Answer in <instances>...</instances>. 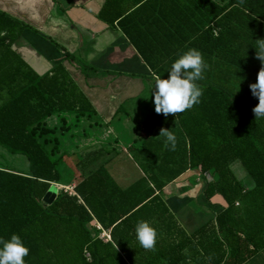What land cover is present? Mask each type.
Here are the masks:
<instances>
[{"label": "trees", "instance_id": "1", "mask_svg": "<svg viewBox=\"0 0 264 264\" xmlns=\"http://www.w3.org/2000/svg\"><path fill=\"white\" fill-rule=\"evenodd\" d=\"M126 1L106 0L99 17L116 23L155 77L166 78L182 52L199 50L207 64L196 81L200 103L146 122L147 135L130 145L144 162L138 159L141 175L129 186L103 165L65 183L57 133L97 110L63 62L38 73L23 59L13 44L28 25L0 11V146L28 163L25 170L0 163V238H21L24 264H244L264 248V119L254 118L258 99L249 89L261 68L252 45L264 39V0ZM65 59L86 78L104 73L69 52ZM124 110L121 104L116 114ZM54 115L61 123L48 125ZM161 129L175 135L174 150L164 147ZM235 161L253 186L234 173ZM189 169L205 177L204 200L214 214L191 233L160 196ZM55 183L75 193L57 189L44 202ZM217 194L225 206L211 202ZM138 221L155 229L151 250L135 239Z\"/></svg>", "mask_w": 264, "mask_h": 264}, {"label": "crops", "instance_id": "2", "mask_svg": "<svg viewBox=\"0 0 264 264\" xmlns=\"http://www.w3.org/2000/svg\"><path fill=\"white\" fill-rule=\"evenodd\" d=\"M105 1L0 0L1 12L28 25L21 30L20 37L14 42L13 48L38 73H45L53 65L63 62L96 108L97 114L92 120L82 119V121H89L92 128L91 133H84L85 142L91 140L98 143L100 136L111 141L108 138H110L112 129L107 126L112 119L117 117V108L121 104L124 105L127 98L136 95L142 96L144 89L151 90L150 82L156 78L134 45L116 27V23L115 26L110 25L99 17ZM128 2L129 0L126 1V3ZM66 52L71 53L79 62L90 64L104 73L97 77L86 78L78 69L77 64L70 63L65 59ZM144 78L150 80L147 81ZM150 101L153 102L152 97ZM142 111L143 114L138 120L139 122L144 121L142 126L145 130L146 122L154 117L156 119L158 114L154 109L150 110L148 107L143 108ZM134 119L135 117L130 118L131 121ZM126 124H129L128 119H126ZM104 127L107 128L104 129ZM145 133L143 131L140 137H145L147 135ZM153 133L152 130L150 136ZM132 136V134L129 135V142ZM136 139L129 144L131 145ZM101 142L104 145H98L100 148L94 150L96 151V154L93 155L95 162H99L98 160L101 159L98 166L103 165L114 180L123 186L111 169L116 166L115 156L118 153L119 145L116 142V144ZM129 155L130 160H133L131 152ZM120 157L123 158L121 155ZM139 158L144 160L142 156ZM134 168L138 167L134 165ZM135 169L130 166V172L135 174V178L130 174V183L124 187L139 178ZM119 174L124 179L129 176L126 173L119 172ZM203 188L202 174L189 169L160 191V196L174 211L187 233L193 232L214 215L204 200ZM211 202L226 205V201L219 194L212 197ZM105 232L107 233V231Z\"/></svg>", "mask_w": 264, "mask_h": 264}, {"label": "rangeland", "instance_id": "3", "mask_svg": "<svg viewBox=\"0 0 264 264\" xmlns=\"http://www.w3.org/2000/svg\"><path fill=\"white\" fill-rule=\"evenodd\" d=\"M145 80H150L149 78H144ZM152 81V80H151ZM151 84L153 83L150 82ZM146 85H148L147 83H145ZM144 94L141 95H136L132 98H127L126 102L124 103V111L120 112L117 114V117H115L114 119H112V121H110V123L108 124L109 126L107 127H111L112 129V133L110 135L111 141L109 142L108 140H106V138L104 136H100L98 137L99 142H93V141H84L85 140V136L84 133L86 132L87 134L91 133L92 128L90 127L91 124H89V121H82L81 123L78 124V122L76 123V120H74L72 122V125H75L70 132H68L66 129L65 131L62 132V129H59L61 131H59L57 134V138L61 140V151H65V158L63 163L61 164L62 169H63V182L65 183H70L71 181L73 182V185H75L79 180V177H82L83 174H87L90 170H93L95 168L98 167V165L100 164V160H98L99 162H95V158L93 159L92 154L90 152H96L94 150H97L95 148H100L98 147V145L103 146L104 144L101 141H104L105 143H117L119 145L118 148V153L115 156V162H116V166L115 168L119 171H117L115 168H111L113 170V172L116 174V176L119 178V182H121L124 185H127L130 183V174L132 175L133 178H135V174L133 172H130V166L134 168V165H136L138 168L135 169V171L141 175V168H140V161L138 159L137 160L134 158L133 160H130L129 158V154L132 150L129 147V143L132 142L134 139H136L137 137H140L141 133L146 132L145 134L148 133L149 131V126L146 125L145 130L143 128L142 125H144V121L143 122H139V118H141L143 111V108H149L150 110L154 109V104L153 102L150 101V98L152 97L151 95V90L144 89L143 91ZM131 109V111H130ZM128 110V112H126ZM160 115V114H159ZM134 118V120H130V118ZM169 118V117H168ZM126 119L129 120V124H126ZM125 120V121H124ZM47 123L48 125H54V124H60V120L57 118L56 115L50 117L47 119ZM124 124V125H123ZM149 124V123H147ZM134 125V126H132ZM127 128H126V127ZM132 126V127H131ZM107 127H104V129H106ZM133 128H135V130H133ZM100 129V128H98ZM132 134L133 136L130 138V142H129V135ZM142 136V135H141ZM117 137V138H115ZM114 140V141H113ZM84 141V142H82ZM82 142V143H80ZM115 143V144H116ZM81 144V145H80ZM86 150V151H85ZM90 153V155H89ZM129 153V154H128ZM86 154L89 155V160H86V162L83 163H87L86 168H83L81 165L82 160L79 162L80 158L85 157ZM96 154V153H93ZM120 155L123 157L121 158ZM133 156V155H132ZM0 163L6 164V165H11L13 168L15 169H20V170H25L27 168V161L25 162V159L20 156V155H16L13 156L11 155V153H9L5 148L0 146ZM232 169L234 171V173L237 175V177L247 186V187H251L254 185V180L253 178L248 174L247 170L245 169V167L241 164L240 161H235L232 164ZM132 171V170H131ZM134 171V172H135ZM128 174V178H123V176H121V174ZM202 179L205 180V177H203L202 175ZM55 185V186H54ZM51 189L49 190L50 194V199H46V197L44 198V202L50 204L53 202L54 197L56 196L57 193V189H62V188H72V186H65V185H60L55 183ZM170 190V189H169ZM171 192V190H170ZM194 194V193H193ZM93 225H95V222L92 223ZM101 236H103V232L101 234ZM106 240V238H105ZM244 264H264V248L260 251H258V253L254 254L247 262H245Z\"/></svg>", "mask_w": 264, "mask_h": 264}, {"label": "clouds", "instance_id": "4", "mask_svg": "<svg viewBox=\"0 0 264 264\" xmlns=\"http://www.w3.org/2000/svg\"><path fill=\"white\" fill-rule=\"evenodd\" d=\"M255 56L261 63L255 83L249 84L251 94L258 99L253 107L255 119H264V39H256ZM207 68L202 55L197 49L182 52L167 69L166 78L156 77L151 85V95L154 111L165 117L182 113L194 104L200 103L201 89L196 81L203 78L202 73ZM164 147L174 150L175 135L167 129H161ZM135 239L139 246L151 250L155 244V229L146 221H138L135 225ZM28 255V248L21 238L11 234L8 239L0 238V264H24L23 257Z\"/></svg>", "mask_w": 264, "mask_h": 264}, {"label": "built area", "instance_id": "5", "mask_svg": "<svg viewBox=\"0 0 264 264\" xmlns=\"http://www.w3.org/2000/svg\"><path fill=\"white\" fill-rule=\"evenodd\" d=\"M66 190H68L70 193H75V191L73 190V187L72 188H65ZM99 228H100V225H97ZM103 237L106 238V240H111V236L106 233L105 231H103ZM86 256L89 258V253H86Z\"/></svg>", "mask_w": 264, "mask_h": 264}, {"label": "water", "instance_id": "6", "mask_svg": "<svg viewBox=\"0 0 264 264\" xmlns=\"http://www.w3.org/2000/svg\"><path fill=\"white\" fill-rule=\"evenodd\" d=\"M50 194H51V193L48 191V193H47V194H46V196H45V197H46V199H50V197H49V196H50ZM54 198H55V197H54ZM53 200H54V199H53Z\"/></svg>", "mask_w": 264, "mask_h": 264}]
</instances>
